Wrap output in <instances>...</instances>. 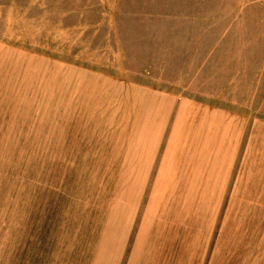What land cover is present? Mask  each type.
Returning <instances> with one entry per match:
<instances>
[{"label": "rangeland", "instance_id": "1", "mask_svg": "<svg viewBox=\"0 0 264 264\" xmlns=\"http://www.w3.org/2000/svg\"><path fill=\"white\" fill-rule=\"evenodd\" d=\"M132 84L227 112L195 264H264V0H0V264H75L123 158L169 131L137 132Z\"/></svg>", "mask_w": 264, "mask_h": 264}, {"label": "crops", "instance_id": "2", "mask_svg": "<svg viewBox=\"0 0 264 264\" xmlns=\"http://www.w3.org/2000/svg\"><path fill=\"white\" fill-rule=\"evenodd\" d=\"M134 85L128 90L138 98L129 103L139 122L146 118L147 124L137 132L154 133L147 118H158L169 131L159 132L158 141L140 153L132 152L134 157L123 158L122 182L125 187L126 182H139L137 192H132V184L108 191L110 202L98 213L101 223L84 234L75 264H195L196 247L205 237L206 246L210 241V211L206 215L205 209L218 185L222 184L221 196L225 194L229 180L227 112L176 93L151 89L143 96ZM132 171L139 180L127 181Z\"/></svg>", "mask_w": 264, "mask_h": 264}]
</instances>
